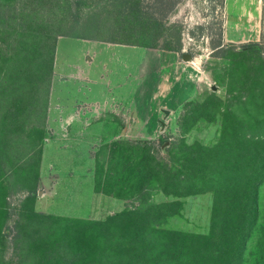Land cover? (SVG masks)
I'll return each instance as SVG.
<instances>
[{"label":"trees","instance_id":"1","mask_svg":"<svg viewBox=\"0 0 264 264\" xmlns=\"http://www.w3.org/2000/svg\"><path fill=\"white\" fill-rule=\"evenodd\" d=\"M120 1L129 11L142 9L141 0ZM15 2L11 6L10 1L0 0V108L6 109L0 131L2 259L7 245L1 230L11 217L6 180L29 156L15 152V141H28L32 150L41 145L45 131L40 126L46 122L57 39L84 37L39 22L47 13L46 0ZM16 15H22L19 22L26 20L25 24L7 22L15 21ZM13 36L17 39L11 44ZM214 48L216 56L233 64L227 100L212 93L203 103L186 105L181 135L167 147L165 138L158 145L117 141L109 146L108 162L96 157L97 187L110 197L132 198L136 206H126L104 220L43 217L52 229L39 235L31 222L20 221L8 244L17 264H246L250 241L259 234V195L264 185V47L257 42L240 46L219 42ZM166 49L176 50L171 42ZM213 111L222 116L216 144L207 148L186 143L185 136L201 118L215 121ZM34 117L41 119L39 126L33 125ZM28 126L32 128L27 130ZM37 152L40 157L41 151ZM155 190L177 199L212 193L209 232L164 227L180 215L182 202H151Z\"/></svg>","mask_w":264,"mask_h":264},{"label":"rangeland","instance_id":"2","mask_svg":"<svg viewBox=\"0 0 264 264\" xmlns=\"http://www.w3.org/2000/svg\"><path fill=\"white\" fill-rule=\"evenodd\" d=\"M244 2L242 7L233 4L231 28L224 0H141V11H129L120 0H46L45 21L39 22L63 26L62 30L84 37L59 36L57 39L46 122L40 126L45 131L38 147L40 157L35 155L38 149L32 150L28 141L25 144L15 141V152L29 156L6 180L11 217L1 230L7 246L0 264L18 262L12 244L9 248L8 244L20 221L22 224L31 222L39 235L45 229H52L44 218L47 221H51L49 217L104 220L126 206L137 204L132 198L110 197L97 187L94 179L96 157L100 156L102 163L108 162L109 146L117 141H155L158 145L159 140L165 138L167 147L181 135L186 105L203 103L212 93L227 100L228 88L233 82V64L228 58L216 56L214 46L219 42L236 46L257 42L264 47V0ZM245 7L248 12L240 14ZM170 8L172 10L166 14ZM18 9L21 10L22 5ZM21 17L16 15L15 21H6L17 24ZM16 39L13 36L9 42L13 44ZM170 42L175 51L192 56V60L185 63L189 66L186 71L172 72L171 65L164 60L171 52L166 49ZM95 48L105 50L100 59L89 66L88 53L92 51L89 56L96 57ZM90 67L95 72L93 79L101 73L108 74L105 84L111 90L118 89L121 97L129 95L134 88L137 99L133 103L139 108L129 109V105L113 101L111 110L101 104L83 103L73 109L78 85L84 87L90 81L87 76ZM120 84L122 86L118 87ZM68 103L72 112L77 111L70 123L62 121L59 112ZM153 103H159L158 106L167 111L174 107L175 113L166 118L159 110L158 119L150 117L147 107ZM5 113L6 109L0 108V131ZM139 115L142 116L140 122L135 119ZM212 115L214 122L201 118L194 124L185 136L186 143L207 148L216 144L222 116L214 111ZM26 120L29 124V119ZM40 123L41 119L34 117L33 125L36 127ZM30 128L32 126L27 130ZM174 200L182 202L180 215L171 217L164 227L198 234L209 232L212 193L177 199L155 190L150 199L155 203ZM259 208V234L250 241L246 264H264V185L260 190Z\"/></svg>","mask_w":264,"mask_h":264},{"label":"crops","instance_id":"3","mask_svg":"<svg viewBox=\"0 0 264 264\" xmlns=\"http://www.w3.org/2000/svg\"><path fill=\"white\" fill-rule=\"evenodd\" d=\"M244 0H224V7H225V11L229 14V18L232 24H230V27L233 28V4L238 5L239 7L244 4ZM255 6V5H254ZM259 7V6H258ZM247 7H245V10L241 9L240 14L242 13H246V11L248 12V10H246ZM248 14V13H247ZM99 44V43H97ZM105 48H100L99 50L95 48V53L96 57H91L89 56L90 53H93L92 51L89 52L88 54V58H87V62L89 63V66H91L92 64H94L96 59H100V56L104 53ZM184 55V54H183ZM183 55L180 53V50L177 51H171L168 52L166 54V56H164V60L169 63L172 67V72H176L178 73L179 71H186L187 69H189V66L186 63V61L181 62V59H183ZM184 60V59H183ZM97 61V60H96ZM106 69V67H105ZM94 69H92L90 67L89 71L87 72V76L90 78V81L87 83V85L83 86H79L78 83H75L78 85V90L76 91V96L74 97L75 99H73V104L74 106L72 107L73 109L80 105V104H101L104 105L105 109L109 108L111 110V106H113V101H117V102H123L124 105H129V109H136L139 108L137 107V105H134V101L137 99L136 95H134V88H132L133 90L130 91L131 93H129V95H124L123 97L120 96V92L118 89L116 90H111L110 88H108V86L105 84L106 82V78L109 77L108 74H99L96 76V79H93V75H94ZM185 77V76H184ZM118 87H121L122 84L117 85ZM116 87V88H118ZM134 95V96H133ZM131 97V99H130ZM134 97V98H133ZM83 98H86L84 101L82 100ZM133 98V99H132ZM159 103L155 104H151L149 107V111L151 112V116L155 119H158L159 117V110H162L161 106H158ZM69 103L67 105L63 106V110H60V114H61V120L64 122H71L74 121L75 119V114L77 113V111L72 112L73 110H71L69 107ZM165 106V103H164ZM163 106V107H164ZM168 107V106H167ZM163 113L165 114V111L167 110H162ZM174 114L175 113V108L172 107L169 110V114ZM166 118L169 117V115H166ZM136 120H138L140 122V120L142 119V116L139 115L137 117H135ZM70 120V121H69ZM164 122H162L163 124Z\"/></svg>","mask_w":264,"mask_h":264},{"label":"water","instance_id":"4","mask_svg":"<svg viewBox=\"0 0 264 264\" xmlns=\"http://www.w3.org/2000/svg\"><path fill=\"white\" fill-rule=\"evenodd\" d=\"M183 59H184L186 62H188V61L192 60V56L189 55V54H184V55H183ZM214 90H216V87H214ZM165 114H166V115H169V111H165ZM164 125H165V123H163V126H164Z\"/></svg>","mask_w":264,"mask_h":264}]
</instances>
